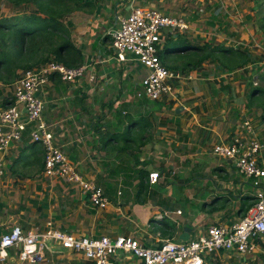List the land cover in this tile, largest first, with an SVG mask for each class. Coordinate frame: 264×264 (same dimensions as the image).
Here are the masks:
<instances>
[{
    "label": "crops",
    "instance_id": "0c3cea01",
    "mask_svg": "<svg viewBox=\"0 0 264 264\" xmlns=\"http://www.w3.org/2000/svg\"><path fill=\"white\" fill-rule=\"evenodd\" d=\"M154 1L79 0L77 10L66 17L75 47L71 53H76L70 67L81 64L86 72L75 82L53 75L40 93L54 145L84 179L102 188L106 206L94 209L78 185L48 177L45 149L31 140L28 129L20 142L0 154V236L15 225L35 231L51 222L78 237L130 236L157 247L167 240L182 241L187 227L191 240L210 226H233L255 205L256 189L239 175L235 162L213 154L216 144L231 142L243 132V122L251 120V88L247 94L246 85L241 92L238 82L215 78L231 73L205 61L201 67L209 63L214 78L190 71L195 79L173 82L171 95L153 101L138 96L148 70L135 60L119 63L112 52L109 32L118 18L131 12L132 2L156 8ZM247 39L242 33L241 40ZM175 55L173 61V54L168 55L165 63L185 67L180 62L185 54ZM215 80L219 85L205 83ZM15 82L0 80V108L13 101ZM151 173L159 174L158 183L149 182ZM14 192H22L15 210ZM256 243L247 254L206 255L204 264H262L264 236ZM48 249L38 264H89L67 250ZM4 264L20 263L12 252Z\"/></svg>",
    "mask_w": 264,
    "mask_h": 264
},
{
    "label": "built area",
    "instance_id": "2783aa9c",
    "mask_svg": "<svg viewBox=\"0 0 264 264\" xmlns=\"http://www.w3.org/2000/svg\"><path fill=\"white\" fill-rule=\"evenodd\" d=\"M188 29L189 23L181 16L134 6L133 2L131 12L118 18L116 27L109 32L116 60L119 63L135 60L148 70L141 82L139 97L159 101L175 91L173 82L193 79V74L170 70L161 58L166 36L184 34ZM85 72L86 66L68 67L57 61L24 71L14 84V104L0 108V154L20 142L29 129L31 140L45 149V174L78 185L90 206L98 209L107 204L102 188L84 179L70 164L64 150L54 145L50 126L43 117L44 101L40 97L51 76L58 75L65 82H75ZM242 130L231 142L219 143L213 148L215 156L235 162L239 175L256 189L255 205L233 226H210L195 239L167 240L160 246L149 247L130 236L115 239L78 237L56 229L51 222L44 229L35 231H25L15 225L0 236V264H4L12 252L20 264H38L44 260L48 247L80 255L89 264H129L130 261H138V264H204V257L215 252H251L257 247L256 241L264 236V139L258 137L252 120H245ZM158 180V173L149 175L151 184Z\"/></svg>",
    "mask_w": 264,
    "mask_h": 264
},
{
    "label": "trees",
    "instance_id": "16d2710c",
    "mask_svg": "<svg viewBox=\"0 0 264 264\" xmlns=\"http://www.w3.org/2000/svg\"><path fill=\"white\" fill-rule=\"evenodd\" d=\"M78 2L79 0H0L1 6L16 9L24 6L26 9L24 13L0 18L1 81L13 83L18 78V70L26 71L51 61L64 63L68 67L75 64L72 57L76 53H71L75 50L71 41V24L66 22V17L77 10ZM256 3L255 10L260 17L258 28L264 35V0H256ZM216 17L214 20H217ZM219 23L222 22L219 20ZM210 25L215 26V22ZM170 54H185L180 62L185 64L182 68H187L188 72L201 66L208 58L219 61V70L223 73H232L249 64L253 70L255 63L250 51L243 46L230 47L222 43L213 46L206 43L201 47L186 39L183 34L166 36L161 51L162 60ZM167 67L176 71L180 65ZM261 79L264 80V75ZM263 98L264 87L254 86L253 83L248 97L249 108H255ZM13 104L14 99L10 101V105ZM262 110L264 118V108Z\"/></svg>",
    "mask_w": 264,
    "mask_h": 264
},
{
    "label": "rangeland",
    "instance_id": "374dc122",
    "mask_svg": "<svg viewBox=\"0 0 264 264\" xmlns=\"http://www.w3.org/2000/svg\"><path fill=\"white\" fill-rule=\"evenodd\" d=\"M218 2L221 3V7L219 9ZM154 3L158 10H161L166 14L181 16L186 19L189 23V29L187 30V35L185 38L192 40L195 44L202 47L206 43L213 46H217L218 44L222 43L230 47L243 46V48H246L250 51L251 56L255 61L253 64V70L249 64L246 69L240 68L241 70L238 69L231 74L223 75L221 73L218 76H214L215 78L219 77L226 82L228 81L230 84L238 82L236 86L240 88L241 92L247 87V94L249 93L250 88H252L253 83L254 86L264 87V80L261 79V76L264 75V35L258 28L260 17L258 16V11L255 10L257 5L256 0H164L161 4H159V0H155ZM159 5L161 6L159 7ZM25 10L26 9L24 6L16 9L12 7L9 8L1 6L0 4V18L24 13ZM215 16H217V20H214ZM219 20L222 22L221 24L219 23ZM211 22H215V26H211ZM235 30H237V32H235ZM242 33L248 35L247 41L241 40ZM177 35L178 34L173 37H176ZM229 38L232 39L231 42H229ZM173 56L174 57L170 56L169 61H173L174 58H177L175 54H173ZM206 61H208L210 64H214L215 66L220 64L219 61L213 60L211 58L206 59ZM209 63H207L208 66L205 69H203L201 66H196V69L192 71L197 70L198 74L202 73L204 78H214L211 73L215 71L210 72L212 69H210ZM165 64L166 66L168 65L167 63ZM176 71H180L184 75L191 74V72H188L187 68H182L181 66ZM23 72L24 71L18 70V78L21 77ZM4 75H6V73H4ZM222 75L225 77L222 78ZM205 83H209L210 85L213 83L212 85L214 86L219 85V81L217 80ZM202 88L203 86H201V89ZM257 106L255 108H250L247 118L253 120L255 131L258 137H260V139H264V118L262 110V108H264V98L257 104ZM219 162L225 163V160L219 159ZM21 193L22 192L13 193L14 210L16 206H19L22 203V199L19 196ZM18 201H20V203H18ZM13 224H15V222L11 223V225ZM57 262H60V264L67 263V261L64 262L55 260V264H57ZM262 264H264V259L262 260Z\"/></svg>",
    "mask_w": 264,
    "mask_h": 264
},
{
    "label": "water",
    "instance_id": "95a60500",
    "mask_svg": "<svg viewBox=\"0 0 264 264\" xmlns=\"http://www.w3.org/2000/svg\"><path fill=\"white\" fill-rule=\"evenodd\" d=\"M192 229L190 227H187L184 229V234L181 237L182 241H188L190 239Z\"/></svg>",
    "mask_w": 264,
    "mask_h": 264
}]
</instances>
